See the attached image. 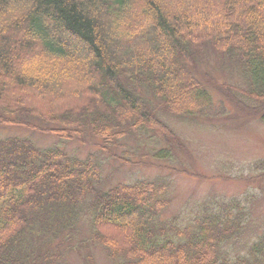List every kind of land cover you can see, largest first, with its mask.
<instances>
[{"label":"trees","instance_id":"trees-1","mask_svg":"<svg viewBox=\"0 0 264 264\" xmlns=\"http://www.w3.org/2000/svg\"><path fill=\"white\" fill-rule=\"evenodd\" d=\"M204 46L249 86L218 91L263 104L264 124V0H0V125L62 142L96 139L107 155L129 135L152 133L164 144L152 157L163 160L170 143L180 144L148 97L171 116L213 108L187 70ZM91 154L78 159L26 139L0 140V264H62L68 228L83 213L89 242L115 264H264V232L242 243L239 202L204 201L185 224L161 222L165 183L97 192L101 168ZM109 229L115 234L106 237Z\"/></svg>","mask_w":264,"mask_h":264},{"label":"rangeland","instance_id":"rangeland-1","mask_svg":"<svg viewBox=\"0 0 264 264\" xmlns=\"http://www.w3.org/2000/svg\"><path fill=\"white\" fill-rule=\"evenodd\" d=\"M204 49L206 55L187 67L212 96L213 108L204 116L168 115L161 111L162 102L148 97L158 120L172 130L180 144L178 147L170 143L172 149L163 160L152 155L164 144L147 132H142L139 139L129 135L117 141L110 148V155L101 149L99 152L100 141L96 139L89 138L86 144L62 142L51 134L24 127L0 125V140L26 139L37 149H57L78 159L88 155L94 158L91 153H96L101 168L99 182L95 184L97 192L119 184L163 182L169 204L158 221L175 218L176 226L195 216L204 201L239 202L246 215L242 243L251 244L264 232V124L259 120L263 104L250 101L236 90L229 94L219 92L220 86L243 91H248L249 86L240 69L232 64L220 66L223 62H218L214 52L206 46ZM257 108L260 110L255 111ZM35 120L33 123L39 125ZM141 141L143 149L139 147ZM68 230L70 237L62 246L66 253L62 264H87L88 255L92 257L90 264H115L102 246L89 242L91 228L86 213ZM114 234L109 229L104 235ZM60 237L59 234L55 243L60 242Z\"/></svg>","mask_w":264,"mask_h":264}]
</instances>
